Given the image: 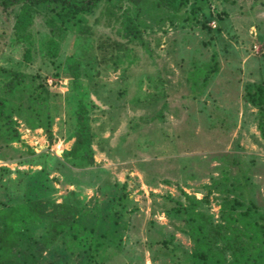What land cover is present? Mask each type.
Here are the masks:
<instances>
[{"label": "rangeland", "instance_id": "obj_1", "mask_svg": "<svg viewBox=\"0 0 264 264\" xmlns=\"http://www.w3.org/2000/svg\"><path fill=\"white\" fill-rule=\"evenodd\" d=\"M17 7L0 3V66L48 91L51 134L14 115L19 139L0 144V202L23 199L27 174L31 198L80 209L49 246L35 244L37 264H191L194 240L179 210L191 198L216 223L226 200L264 210L261 117L245 98L249 85L264 84V0H171L139 14L144 25L131 41L122 17L134 6L102 1L86 14V32L58 41L54 62L44 24L51 12L33 13L27 45L11 38ZM74 59L76 78L68 70ZM80 88L94 104L89 162L68 153ZM242 171L248 181L240 188ZM224 176L240 189L217 190L212 182ZM92 238L103 245L91 258ZM26 243L18 247L29 254Z\"/></svg>", "mask_w": 264, "mask_h": 264}, {"label": "trees", "instance_id": "obj_2", "mask_svg": "<svg viewBox=\"0 0 264 264\" xmlns=\"http://www.w3.org/2000/svg\"><path fill=\"white\" fill-rule=\"evenodd\" d=\"M106 0H1L3 6L18 4L14 13L11 38L20 43L31 45L33 36L29 30L33 13L39 6L48 9L51 15L46 16L44 24L48 29L46 39V54L51 62L58 55V41L67 33L86 32V14L99 3ZM134 6V14L123 13V34L128 40L140 38L141 25L139 14H151L162 7L169 6L171 0H128ZM196 8L192 7L195 12ZM26 62L31 60V50L27 47L23 53ZM79 67L76 59L68 65L73 77H78ZM216 72V64L203 73L202 83H206L208 76ZM29 83V82H28ZM246 100L257 107L260 113L259 130L264 136V84L257 83L248 86ZM79 89V98L74 112L75 132L74 142L69 155L79 160H92L91 139L92 129L89 124L90 112L94 107L84 91ZM48 91L38 84H27L23 71L0 66V144L19 139L16 129L17 122L14 115L26 117L32 127H41L50 136V108ZM1 170L6 171V168ZM23 177V199L12 203L0 202V264H14L19 257L22 264H37L38 256L33 253L35 244L41 240L49 246L53 240L72 225L78 207L67 210L58 208L53 201L43 204L39 199L31 198L32 185L27 174ZM241 186L248 181L245 172H240ZM223 181V183H221ZM227 177L212 184L222 192L236 191L240 188L227 184ZM221 185L220 186H218ZM40 187V183L37 185ZM7 189V187H6ZM200 200L191 198L189 204L182 209L186 214L187 232L194 240L191 254V264H264V210L258 209L252 200L245 205L237 199L224 201L221 206V222H214L202 211L196 209ZM239 208L237 215L232 211ZM50 208L49 210H47ZM69 211L71 213L69 214ZM66 215H65V214ZM58 214L63 218L56 219ZM71 222V223H72ZM40 231L38 238L32 234ZM30 232V234H28ZM29 254L18 247L23 241ZM103 241L98 238L90 239L88 246L95 256ZM95 254V255H94Z\"/></svg>", "mask_w": 264, "mask_h": 264}]
</instances>
